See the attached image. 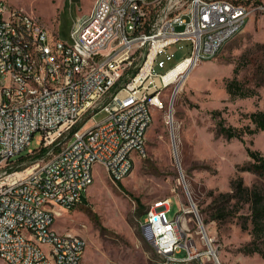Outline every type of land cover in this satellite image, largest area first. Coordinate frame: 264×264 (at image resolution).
<instances>
[{"label":"built area","instance_id":"1","mask_svg":"<svg viewBox=\"0 0 264 264\" xmlns=\"http://www.w3.org/2000/svg\"><path fill=\"white\" fill-rule=\"evenodd\" d=\"M245 2L97 0V17L81 24L75 21L69 40L54 35V52L45 53L42 29L48 28L42 20L34 23V16L0 0V260L83 263L85 239L53 230L49 218L74 210L72 201L83 200L96 166L110 171L120 183L123 172L147 156L145 131L157 99L152 95L167 87L157 84L168 72L153 73L156 58L182 40L193 46L184 61L197 66L200 60L215 58L221 41L252 13ZM23 32L38 34L39 43H24ZM19 44L31 51L39 48L42 57L24 59ZM101 45H109V52L101 53ZM86 57H95L91 71H82ZM29 60H36V76H29ZM54 61H63L67 84L48 89L39 71L55 78ZM28 77L37 78V89L29 88ZM26 91H34V100L24 101V109L12 107L11 99ZM100 114L106 116L97 122ZM38 132L37 147L28 149ZM21 156L29 162L19 163ZM30 183L53 194L57 208L36 197ZM170 204L146 211L145 218L165 213ZM201 224L198 238L191 220L176 214L174 224L166 228L172 232L190 228V236L175 248L158 244L149 227L162 264H206L211 256L218 263L213 239ZM183 250L185 255L179 256Z\"/></svg>","mask_w":264,"mask_h":264},{"label":"rangeland","instance_id":"2","mask_svg":"<svg viewBox=\"0 0 264 264\" xmlns=\"http://www.w3.org/2000/svg\"><path fill=\"white\" fill-rule=\"evenodd\" d=\"M4 1L38 17L53 35L69 40L73 23L90 19L97 0ZM245 1L252 13L242 31L215 58L152 95L160 107H153L147 156L136 159L131 175L115 183L103 167L96 166L85 201L56 216L57 231L85 239L82 264H162L143 222L153 203L170 198L168 218L193 209L187 215L191 230L199 238L202 223L220 264H264V232L254 235L252 212L255 196L262 197L264 206V178L245 170L253 163L247 148L264 156V132L246 134L242 142L227 139L220 130V123L254 129L251 114L264 110V0ZM192 52L191 41H180L156 58L153 73L166 74ZM235 77L245 92H253L252 97H231L226 84ZM105 116L100 114L96 121ZM39 138L38 132L28 149H35ZM28 160L24 156L19 163ZM240 181L247 191L237 187ZM254 248L260 253H248ZM184 255L183 250L179 256ZM0 264L6 263L0 260ZM206 264L218 263L211 256Z\"/></svg>","mask_w":264,"mask_h":264},{"label":"bare ground","instance_id":"3","mask_svg":"<svg viewBox=\"0 0 264 264\" xmlns=\"http://www.w3.org/2000/svg\"><path fill=\"white\" fill-rule=\"evenodd\" d=\"M132 1H140V0H132ZM224 3H232L230 0H204V4H215L222 5ZM96 4V3H95ZM97 17V9L94 8L93 13L89 19ZM250 17H246L242 22V27L237 28L235 31L230 32V35H227L226 38L221 41V50L224 46L232 40L236 35H238L242 29L246 26V23ZM34 23H41L40 20L34 17ZM42 37H43V52L45 53H53L55 47V38L50 34L47 29H42ZM22 41L24 43L38 44L39 36L38 34H31L30 32H23ZM19 51H22V57L24 59H31L33 57H42V50L39 48H32V51L29 47H26V44H19ZM109 45H101V53H108ZM206 60H200L198 62H204ZM95 66V57H86L84 63L82 64V71H91ZM55 68V78H50V75L46 73V71H39V79L41 82L45 83L46 88L48 89H59L60 86H66L67 84V74L64 71V63L63 61H54ZM194 68V65L190 63V61H184L177 65L175 68L170 70L163 78L162 81L157 80L158 86H171L176 83L178 78L186 75L189 70ZM29 76L37 75V63L36 60H29L28 64ZM28 86L30 89H37L38 80L36 77H28ZM34 100V91H26L20 93V97H13L11 99V106L15 107V109H24V101ZM155 105L160 106L157 99L155 100ZM153 123V117L149 119V125L146 127L145 131V145L147 151V134ZM135 165H130L128 167V172H123V177H120V182L124 181L127 177H129L134 169ZM113 182L116 183L115 176L110 172L106 171ZM94 184V178H93ZM30 190H34V194L36 197H41V200L45 201L46 204L50 208H57V200H55L53 194L45 193V189L43 187H38V183H30ZM82 201H72V209H75L77 206H80ZM170 204V199H164L161 201H157L153 203L147 211H157L160 206ZM193 210V209H192ZM192 210L188 211H180L179 218L182 220H188L187 215L192 212ZM170 211V207H165V213H151L149 218H145L143 222V227L149 233H152V236L157 239L158 244L165 245V248H175L178 246V241H185L189 230L187 228H180L178 231L172 232L170 228H166V226H172L174 224V218L169 219L168 213ZM56 221V216L49 218V226L53 227ZM186 229V230H185ZM53 230H55L53 228ZM189 239V237H187ZM157 254L160 257V252L157 249V246L154 245Z\"/></svg>","mask_w":264,"mask_h":264},{"label":"trees","instance_id":"4","mask_svg":"<svg viewBox=\"0 0 264 264\" xmlns=\"http://www.w3.org/2000/svg\"><path fill=\"white\" fill-rule=\"evenodd\" d=\"M245 3L248 4V1H246ZM236 72H239V70L236 69ZM226 86H227V91L231 95V97L248 98L254 95L253 92L252 93L245 92V90L240 85L239 80L236 77L228 81ZM250 119L252 123L255 125L254 129H252L250 126L241 129L234 127H226L222 123H220V130L222 134L227 137V139L229 140L238 139L243 142L244 136L246 134H255L259 131L264 132V110H260L251 114ZM247 154L253 160V163L250 166H247L245 170L250 172H256L264 178V156L260 152L252 150L250 148H247ZM19 159L20 161L23 160L24 156H21ZM237 187L239 189L247 191V188L243 186L242 181L238 183ZM227 195L228 198L230 197L232 198L230 194ZM261 203H263L262 197L260 195L255 196L254 205L252 206L253 207L252 212H253V218L255 224L253 233L256 237H258L257 233H259L260 231L264 232V224L261 225V221H263L262 219L264 218V206H261ZM223 216L224 214L216 216L214 220H217ZM252 243L255 244V242ZM248 253H260V250L254 248L253 250L248 251Z\"/></svg>","mask_w":264,"mask_h":264},{"label":"crops","instance_id":"5","mask_svg":"<svg viewBox=\"0 0 264 264\" xmlns=\"http://www.w3.org/2000/svg\"><path fill=\"white\" fill-rule=\"evenodd\" d=\"M35 17V16H34ZM38 20H40L38 17H36ZM89 20V19H88ZM87 20V21H88ZM41 21V20H40ZM49 32H50V34L54 37V35L52 34V32L49 30V29H47ZM110 177V176H109ZM94 182H95V179H94ZM85 198H87V195L85 194L84 196H83V200H82V202H84L85 200ZM57 218V217H56ZM56 222V221H55ZM55 224V223H54ZM53 228H54V225H53ZM55 229V228H54ZM56 230V229H55ZM59 232V231H58ZM84 261V260H83Z\"/></svg>","mask_w":264,"mask_h":264},{"label":"water","instance_id":"6","mask_svg":"<svg viewBox=\"0 0 264 264\" xmlns=\"http://www.w3.org/2000/svg\"><path fill=\"white\" fill-rule=\"evenodd\" d=\"M218 264H220L219 261H218Z\"/></svg>","mask_w":264,"mask_h":264}]
</instances>
